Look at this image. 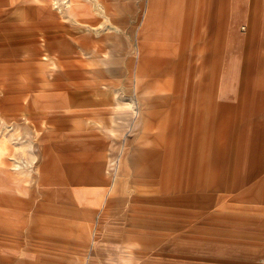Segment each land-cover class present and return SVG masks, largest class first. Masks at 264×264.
Instances as JSON below:
<instances>
[{
	"label": "crops",
	"instance_id": "crops-1",
	"mask_svg": "<svg viewBox=\"0 0 264 264\" xmlns=\"http://www.w3.org/2000/svg\"><path fill=\"white\" fill-rule=\"evenodd\" d=\"M28 6L63 86L0 123V264H264V0Z\"/></svg>",
	"mask_w": 264,
	"mask_h": 264
},
{
	"label": "rangeland",
	"instance_id": "rangeland-1",
	"mask_svg": "<svg viewBox=\"0 0 264 264\" xmlns=\"http://www.w3.org/2000/svg\"><path fill=\"white\" fill-rule=\"evenodd\" d=\"M30 0H0V123L2 130H7L8 140H18L14 148L15 155L25 157L28 148L21 141V134H17L16 123L32 124L34 110L40 107L43 101L34 99L32 96L38 92L54 91L63 86V82H49L52 68H49V59H53L46 52L39 56L40 67H32L33 39L31 36H17V28L31 29V20L27 18L30 8ZM20 12L19 14L17 13ZM36 39V38H34ZM53 73V72H52ZM39 75V80H32V76ZM199 75V68L195 67V79ZM54 75L52 76V78ZM44 78L46 80H44ZM56 91V90H55ZM20 94L24 96L23 100ZM52 104H62L60 99L50 100ZM2 107V108H1ZM62 109V107H61ZM21 123V124H22ZM3 133V131H2ZM31 137L33 131H29ZM25 132V136L28 135ZM29 138L24 137L23 139ZM5 148L0 147V151ZM114 167V166H113ZM111 170V167H109ZM243 202H256L254 196H248Z\"/></svg>",
	"mask_w": 264,
	"mask_h": 264
}]
</instances>
